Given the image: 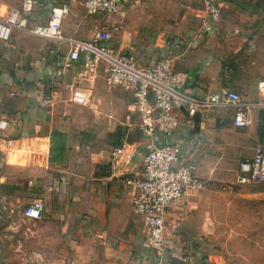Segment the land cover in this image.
<instances>
[{"label":"crops","instance_id":"crops-1","mask_svg":"<svg viewBox=\"0 0 264 264\" xmlns=\"http://www.w3.org/2000/svg\"><path fill=\"white\" fill-rule=\"evenodd\" d=\"M21 1L0 0V16ZM36 1L31 24L47 23L56 6L66 4L69 12L62 18V38L13 29L8 40H0V142L7 163L20 166L23 184L31 186L23 203L45 205L41 219L23 213L39 253L58 254L63 264L155 261L125 178L141 170L152 144L178 142L180 163L194 165L201 186L170 208L165 257L175 264H222L219 239L231 238L229 223L240 208L245 213L248 201L264 200V183L237 182L239 163L264 142V0H214L220 8L216 21L199 0L122 1L120 29L107 25L112 36L103 43L109 51L132 53L143 63L171 55L185 92L209 97L234 90L247 104L248 127H236L235 107L222 103L200 111L199 128L152 138L143 135L130 110L133 94L124 85L107 84V63L94 73L82 72V59L66 65L68 39L93 40L105 15L87 14L84 0ZM74 91L88 102L73 100ZM47 97L50 105L43 104ZM124 138L133 157L122 159L114 176L110 151Z\"/></svg>","mask_w":264,"mask_h":264},{"label":"built area","instance_id":"built-area-1","mask_svg":"<svg viewBox=\"0 0 264 264\" xmlns=\"http://www.w3.org/2000/svg\"><path fill=\"white\" fill-rule=\"evenodd\" d=\"M122 1H83L87 14L103 13L106 24L96 32L93 40L68 39L71 48L66 65L71 66L82 59V72L94 73L99 63H107V84L124 85L133 94L130 110L138 118L140 131L149 138L156 133L172 135L188 128H199L202 123L198 119L200 111L212 110L222 103L235 107L233 121L236 127H248L247 104L237 91L226 90L209 97H198L184 91L171 55L158 56L152 64H146L132 53L109 51L103 41L112 36V30L117 31L121 27L117 15L121 13ZM204 4L207 16L213 21L218 20L220 8L216 2L204 0ZM36 5V0H22L19 6L0 16V40H8L13 29L44 38H62L61 22L69 12L68 5L53 7L47 23L31 24L30 13ZM259 87L264 88V81L259 82ZM88 98L80 92H73V100L87 103ZM51 102L48 97L43 100L44 105ZM129 147L128 140L124 138L111 149L109 164L114 176L122 159L132 160L133 152ZM180 152L178 142L152 144L143 155L141 170L125 178V183L133 188L132 211L142 217L146 242L156 253L157 258L151 264H175L165 257L167 217L172 206L183 203L191 189L201 186L194 165L180 163ZM237 182L264 183V142L255 147L251 157L239 163ZM44 207L43 201L30 204L25 207L24 215L41 219Z\"/></svg>","mask_w":264,"mask_h":264},{"label":"rangeland","instance_id":"rangeland-1","mask_svg":"<svg viewBox=\"0 0 264 264\" xmlns=\"http://www.w3.org/2000/svg\"><path fill=\"white\" fill-rule=\"evenodd\" d=\"M198 3L204 8V0ZM189 10L185 4L184 13ZM23 183L21 167L7 163L0 142V264H63L58 254L39 253L31 237L32 223L23 215V200L32 189ZM260 202L264 200L248 201L245 213L240 208L236 220L229 223L234 236L219 239L222 264H264V205Z\"/></svg>","mask_w":264,"mask_h":264},{"label":"trees","instance_id":"trees-1","mask_svg":"<svg viewBox=\"0 0 264 264\" xmlns=\"http://www.w3.org/2000/svg\"><path fill=\"white\" fill-rule=\"evenodd\" d=\"M154 61H155V59L153 61L149 62V63H146V64H152Z\"/></svg>","mask_w":264,"mask_h":264}]
</instances>
